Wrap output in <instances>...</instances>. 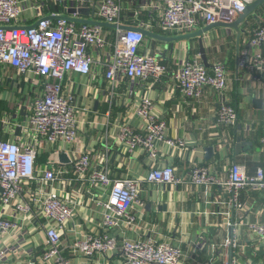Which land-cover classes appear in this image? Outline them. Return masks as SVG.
Masks as SVG:
<instances>
[{"label": "crops", "instance_id": "obj_1", "mask_svg": "<svg viewBox=\"0 0 264 264\" xmlns=\"http://www.w3.org/2000/svg\"><path fill=\"white\" fill-rule=\"evenodd\" d=\"M123 24L137 25L149 20V12L140 9L139 0H122ZM85 7V6H83ZM43 14L51 12L71 14L63 11L60 4L49 3L43 7ZM32 24L36 18L28 13ZM89 14V13H88ZM88 14L76 13V18L88 19ZM256 14V15H254ZM131 21V23H129ZM81 23V22H77ZM206 24L200 23L199 28ZM264 25V2L248 14L237 27L215 26L203 33L202 45L208 69L217 60H223L227 68V87L223 97L236 109L237 122L231 126H220L215 114L221 96L209 87H204L199 98L180 96L172 76L186 59L201 53L197 37L171 42L147 37L142 51L154 53L167 65V72L154 83L121 77L113 82L106 78L107 60H94L89 74L68 72L61 85L63 95L75 106L78 129L75 142L61 147L50 143L24 126L30 114V99L42 93L35 80L19 74L13 66L0 63V138H15L21 146L37 149L36 167L46 166L64 170L52 189L60 197L75 204V212L66 224L61 238L65 242L79 233L97 231L99 226L96 197H105L106 192L86 179H76L70 162L81 153L90 155L92 169L107 172L110 178L138 177L140 181L139 200L132 211L137 216V225L131 229L112 232L118 239L150 238L153 241H169L180 246L184 253L183 264H201L206 257H213L216 264H264V247L245 228V222L264 223V194L260 190L245 186L240 191L244 206L235 210L227 203V195L218 184H194L188 175L194 165L207 164L220 176L226 174L231 162L244 165L248 174L257 167L264 168V76L262 73L237 66V56L248 46L251 31ZM113 40V27H104ZM148 30L164 36L178 33L162 30L153 25ZM264 53V44L261 46ZM254 75L260 77L259 80ZM38 86V90H36ZM148 97L152 100L153 113L167 124V137L182 138L184 148L158 146L159 165L174 166L177 177L183 181L177 184L148 183L144 176L150 162L142 148L128 151L118 142V125L129 124L141 128V121L135 110L139 102ZM23 101L18 102L19 99ZM242 136L247 142L236 150L235 139ZM64 152L69 162L63 163L59 154ZM90 170L88 172H90ZM36 187L33 180L26 190ZM0 216L15 217L12 206L0 202ZM239 222L234 233V222ZM42 226L38 221L27 222L22 230L0 235V248L8 246V254L0 258V264H45L40 260ZM232 235L234 246L226 245ZM92 264H123L120 252L110 255H95Z\"/></svg>", "mask_w": 264, "mask_h": 264}, {"label": "built area", "instance_id": "obj_2", "mask_svg": "<svg viewBox=\"0 0 264 264\" xmlns=\"http://www.w3.org/2000/svg\"><path fill=\"white\" fill-rule=\"evenodd\" d=\"M133 2L135 0H129ZM252 0H139V7L149 12V20L134 26L149 29L155 25L162 30L178 34L192 32L200 23L233 22ZM49 3L61 5L63 11L72 7H88L86 18L123 24L122 0H0V63L16 68L19 74L38 82L42 93L30 99V114L26 121L18 124L50 143L61 147L75 142L78 120L75 106L63 95L62 79L68 72L89 74L91 63L96 57L107 60L105 76L116 82L121 77L154 83L167 72V65L154 53L144 52L141 47L145 36L137 30L113 29V40L104 27L91 23H77L65 18H51V12L43 14V7ZM31 13L36 21L32 27L28 21ZM77 12L71 16H77ZM32 23V24H34ZM264 25L252 29L248 46L237 56V66L247 67L264 76ZM93 54H96L95 57ZM172 76L176 88L183 98H199L204 87L219 94L215 122L220 126H231L237 122L235 107L224 97L227 87V68L223 60H215L208 69L197 56L186 59ZM259 80L260 77L254 75ZM36 86V90H38ZM19 99L18 102L23 101ZM152 100L143 98L136 107L141 121L138 130L129 124H119L117 140L128 151L142 148L150 162L144 180L148 183L177 184L183 179L175 174L172 165H159L158 146L165 142L170 147L183 149L182 138L167 137V124L153 113ZM264 141V125H263ZM37 149L21 146L15 138H0V202L12 206L15 217L0 216V235L23 229L25 223L38 221L42 226L40 260L45 264H92V258L120 252L123 264H183L184 253L179 245L169 241H153L148 238L118 239L112 230L122 232L137 225V216L132 211L139 200L140 181L138 177L112 179L106 171L92 169L90 155L81 153L71 160L76 179H86L97 184L106 192L105 197H96L99 226L104 233L88 231L72 239L62 241L66 224L75 212V204L60 197L52 189L64 170L46 166L36 167ZM90 170V172H88ZM36 181V187L26 190L27 184ZM194 184H218L227 195L226 203L240 210L244 202L240 191L245 186L260 190L264 194V168L257 167L248 174L244 165L231 162L226 174L220 176L207 164L194 165L188 175ZM234 233L239 222L232 223ZM246 230L264 247V223L246 221ZM232 235L226 245L234 246ZM8 254V246L0 248V258ZM201 264H216L211 257ZM234 264V261L230 262Z\"/></svg>", "mask_w": 264, "mask_h": 264}, {"label": "water", "instance_id": "obj_3", "mask_svg": "<svg viewBox=\"0 0 264 264\" xmlns=\"http://www.w3.org/2000/svg\"><path fill=\"white\" fill-rule=\"evenodd\" d=\"M264 2V0H252L251 2L247 3L245 5V8L243 9V11H241L236 19L233 22L230 23H226V22H215V23H211L208 25H205L201 28H198L192 32H188V33H183V34H178V35H174V36H164L161 34H158L156 32H153L151 30H148L146 28H143L141 26H134V25H129V24H114V23H110V22H106V21H100V20H93L91 18L88 19H81V18H76L74 16H71L69 14H59V15H50L48 17L51 18H65L67 20H73L76 22H81V23H91V24H96V25H100L102 27H118L120 29H125V30H137L140 31L145 37H152V38H156L159 40H165V41H169L171 42V48L173 49V45H174V41L176 40H189L190 38L193 37H197V41L199 44V49H200V53H201V59H202V63L204 65H207L206 62V57H205V53H204V48L202 45V36L203 33L206 32L207 30L211 29L212 27L215 26H225V27H237V25L248 15L251 14L255 8L257 6H259L260 4H262ZM68 13H74V12H79L81 14H88L89 13V8L88 7H72L69 8ZM256 15V14H254ZM34 24H29L26 25L25 27H32ZM249 143L247 142L242 136H237L235 139V148L236 150H238L239 148H241L242 146H244V144ZM59 159L61 162L63 163H67L69 162V158L67 157V155L64 152H61L59 154Z\"/></svg>", "mask_w": 264, "mask_h": 264}, {"label": "trees", "instance_id": "obj_4", "mask_svg": "<svg viewBox=\"0 0 264 264\" xmlns=\"http://www.w3.org/2000/svg\"><path fill=\"white\" fill-rule=\"evenodd\" d=\"M129 23H131V21H129Z\"/></svg>", "mask_w": 264, "mask_h": 264}, {"label": "rangeland", "instance_id": "obj_5", "mask_svg": "<svg viewBox=\"0 0 264 264\" xmlns=\"http://www.w3.org/2000/svg\"><path fill=\"white\" fill-rule=\"evenodd\" d=\"M36 89V88H35Z\"/></svg>", "mask_w": 264, "mask_h": 264}]
</instances>
